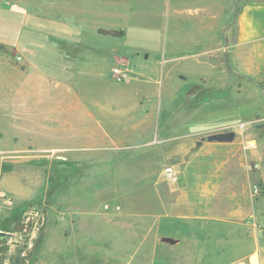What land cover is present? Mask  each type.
Segmentation results:
<instances>
[{
	"label": "crops",
	"instance_id": "crops-1",
	"mask_svg": "<svg viewBox=\"0 0 264 264\" xmlns=\"http://www.w3.org/2000/svg\"><path fill=\"white\" fill-rule=\"evenodd\" d=\"M212 2L198 0L199 5L195 7L198 13L195 16L200 15L198 21L206 22L202 26L208 28L209 22L220 15L216 3L213 5ZM221 14L232 16L235 25L232 41L225 39L227 46H224L220 41L213 43L204 38L196 42L195 52L181 56L182 60H191L201 70L192 82L193 86L235 84L237 90L243 92L259 85L261 90L264 86V0H245L235 15L232 4L228 13L222 11ZM222 37L224 39V35ZM225 52L230 72L223 63ZM27 65L8 63L2 66L0 74V84L7 87V95L0 100V190L13 201L11 207L0 201V231L6 234L0 237V264H12L16 255L19 264H59L58 257L64 253L71 264H171V237L167 231L169 226L164 223H169L172 212L189 223L188 226H194L198 235L197 239L194 237L198 261L207 254L208 264H235L251 256L250 247L247 251L242 250L246 243H251L250 219L255 209L250 194L253 174L250 164L260 161L262 153L242 150V142L253 138L245 133V127L241 130L240 125L247 123L243 120L246 113L241 107L211 109L196 118L195 123L182 124L177 135L162 137L158 156L178 171L175 181H165L160 175L139 170L120 175L116 168L111 172L71 178L70 182H78L79 187L82 185L79 192L65 188L72 187L70 183L64 188L55 185L48 192V183L43 176L27 173L22 167L38 159L55 160L53 151L73 150L80 146H45L30 142L35 135L32 128L42 120L52 121V117L48 111L45 119H34L31 111L20 104L25 96L22 87L25 81L29 83L33 78L32 69ZM136 74V83L145 81L143 74ZM134 96L127 113L139 122L134 128L130 126V132L129 129L119 134L117 129L113 132L81 130L73 112L72 121H68L72 128L68 134L70 139H84L88 148L91 140L132 147L140 133L154 131L156 117L175 116L182 106V103L174 109L165 104L163 109L159 106L158 116L149 99L142 106L143 98L140 100L137 93ZM120 97L116 96L117 100ZM150 120L153 123L149 127ZM125 132L137 139L127 142L128 136H119ZM110 133L116 137L111 138ZM42 152H52V155L38 154ZM7 163L12 164V168ZM120 180L132 183L124 187L117 183ZM218 196L222 197L219 204L203 208L204 198ZM172 197L180 203L178 209L172 208ZM14 210L21 212L17 224L14 220L18 213ZM220 229L228 230L226 241L217 235ZM254 241L257 244L256 234ZM177 243L180 246L187 244L186 239L177 240ZM160 245L162 254L157 256ZM253 256L249 264H252Z\"/></svg>",
	"mask_w": 264,
	"mask_h": 264
},
{
	"label": "rangeland",
	"instance_id": "rangeland-1",
	"mask_svg": "<svg viewBox=\"0 0 264 264\" xmlns=\"http://www.w3.org/2000/svg\"><path fill=\"white\" fill-rule=\"evenodd\" d=\"M197 2L0 0V74L5 64H28L33 78L29 83L25 81L22 87L25 96L20 104L31 111L34 119H45L48 111L51 112L52 121L42 120L33 128L25 126L27 129L32 128L35 133L30 142L45 146H80L73 150L53 151L55 160L38 159L35 163L28 162L20 167L27 173L43 176L48 183V192L55 185L64 188L68 183L72 187L68 185L65 188L79 192L82 185L79 187L78 182H70L71 178L111 172L116 168L120 175L139 170L160 175L164 179L162 171L171 165L163 163V157L158 156L161 154L162 137L177 135L182 124L195 123L196 118L211 109L219 111L231 109L234 105L241 107L246 113L243 119L247 121L244 123L245 133L256 142L255 150L262 153L260 161L250 164L253 173L250 194L255 209L250 219L251 243H246L242 250L247 251L250 247L251 256L254 255L252 264H264V86H261V90L257 85L242 92L237 90L235 84L218 87L201 84L187 100L184 98L201 70L191 60H182L181 56L195 52L196 42L204 38L211 39L213 43L220 41L224 46L225 39L232 41L235 36L232 16L222 15L221 12L228 13L234 4L235 15L244 0H213L212 4L216 3L220 15L209 22V28L202 26L206 22L198 21L200 15L195 16L198 14L195 9L199 5ZM98 30L122 34L104 35ZM17 56H20L21 61L16 60ZM115 66L129 72L127 81L113 80L111 69ZM136 73L143 74L144 82L148 84L136 83ZM180 75L186 78L180 79ZM56 82L58 85H55ZM135 93L140 100V97L143 98L140 102L142 106L149 99V104L155 105L158 116L159 106L161 109L164 104L169 109L176 108L180 103L182 106L175 116L164 114L162 119L156 117L154 131L151 134L149 130L140 133L139 140L132 147H118L110 141L100 144L91 140L88 148L86 140L70 139L68 134L72 128L68 121H72L73 112L76 125L81 130L100 132L105 129L113 132L117 129L119 134L129 129L130 132V126L134 128L139 122V119L127 113ZM6 95V85L0 84V100ZM116 96L121 97L117 100ZM138 118L141 119L142 115L139 114ZM165 119L168 120L164 123ZM152 123L150 120L147 124L150 127ZM50 127L54 131H39ZM130 135L125 132L119 136H128L127 142L137 139ZM110 136L116 137L113 133ZM38 154L50 156L52 152ZM7 164L12 168V164ZM117 183L128 187L132 182L120 180ZM254 186L258 190L256 193ZM220 199L221 196L204 198L203 208L219 204ZM171 204L175 209L180 206L174 197L171 198ZM175 215L172 212L169 223H164L165 226L168 224L167 231L171 237V264H208L207 254H204L202 261H198L195 255L194 239L198 235L194 226H188L189 223ZM217 232L219 238L226 241L228 230L220 229ZM255 234L257 244L254 241ZM185 239L187 244L178 245L177 240ZM156 254H162V245L158 246ZM65 255L58 257L59 264H71ZM250 257L242 260L243 263L249 264ZM16 258L17 255L13 256L14 261Z\"/></svg>",
	"mask_w": 264,
	"mask_h": 264
},
{
	"label": "built area",
	"instance_id": "built-area-1",
	"mask_svg": "<svg viewBox=\"0 0 264 264\" xmlns=\"http://www.w3.org/2000/svg\"><path fill=\"white\" fill-rule=\"evenodd\" d=\"M16 60L21 61L20 56H17ZM111 75H112L113 80L117 82H124V81H127V79L129 78V72L120 66L113 67L111 69ZM244 126H245L244 124L240 125L241 130L244 129ZM241 147H242V150L244 151H251V150H255L257 145L253 139H246L242 142ZM162 175L164 176V179L166 181H175L177 179L178 171L172 166H167L163 169ZM253 189H254V193L258 191L256 186H254ZM0 201L8 207H11L13 204L12 198L8 196L6 192L2 190H0ZM235 264H244V263L237 262Z\"/></svg>",
	"mask_w": 264,
	"mask_h": 264
},
{
	"label": "trees",
	"instance_id": "trees-1",
	"mask_svg": "<svg viewBox=\"0 0 264 264\" xmlns=\"http://www.w3.org/2000/svg\"><path fill=\"white\" fill-rule=\"evenodd\" d=\"M245 1V0H244ZM238 11V9H236ZM99 33H102L104 35H121L122 32H115V31H104V30H98ZM200 88L199 85H194L192 86L186 93L185 99L187 100V98L189 97V95L197 88ZM34 202H32L33 204ZM14 213H18V215L16 216L17 218H15L14 223L17 224V220L19 221V216L21 214V212L19 210H14ZM12 264H19V258H16V260L12 263Z\"/></svg>",
	"mask_w": 264,
	"mask_h": 264
},
{
	"label": "water",
	"instance_id": "water-1",
	"mask_svg": "<svg viewBox=\"0 0 264 264\" xmlns=\"http://www.w3.org/2000/svg\"><path fill=\"white\" fill-rule=\"evenodd\" d=\"M225 45L227 46V42H225ZM224 65L227 68V70L230 72V69L228 67L227 52H225L224 54ZM5 236H6L5 232L0 231V237H5Z\"/></svg>",
	"mask_w": 264,
	"mask_h": 264
}]
</instances>
